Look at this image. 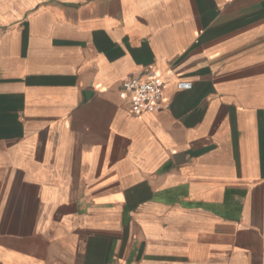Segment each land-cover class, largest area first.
Wrapping results in <instances>:
<instances>
[{
  "label": "crops",
  "instance_id": "obj_1",
  "mask_svg": "<svg viewBox=\"0 0 264 264\" xmlns=\"http://www.w3.org/2000/svg\"><path fill=\"white\" fill-rule=\"evenodd\" d=\"M0 264H264V0H0Z\"/></svg>",
  "mask_w": 264,
  "mask_h": 264
},
{
  "label": "built area",
  "instance_id": "obj_2",
  "mask_svg": "<svg viewBox=\"0 0 264 264\" xmlns=\"http://www.w3.org/2000/svg\"><path fill=\"white\" fill-rule=\"evenodd\" d=\"M165 85L154 73L146 79H128L122 85V96L129 101L136 117L162 111L165 103Z\"/></svg>",
  "mask_w": 264,
  "mask_h": 264
}]
</instances>
